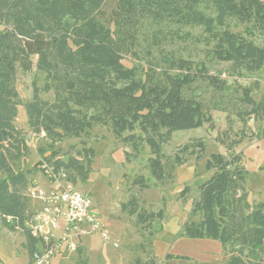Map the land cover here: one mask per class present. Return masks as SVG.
Wrapping results in <instances>:
<instances>
[{
  "label": "trees",
  "instance_id": "1",
  "mask_svg": "<svg viewBox=\"0 0 264 264\" xmlns=\"http://www.w3.org/2000/svg\"><path fill=\"white\" fill-rule=\"evenodd\" d=\"M196 29L202 30L212 60L230 64L234 72L264 68L261 0H0V219L5 227L24 232L30 258L40 245L26 227L35 211L27 192L36 169L22 166L30 147L17 127L19 107L26 110L28 130L43 134L51 150L54 143L89 138L96 126L111 130L136 155L147 144L149 170L160 186L185 165L179 154L167 156L163 146L176 132L212 122L210 109L243 126L252 118L264 119V96L256 101L252 89H230L220 77L204 75L205 67L184 57V47L167 49V34L173 42L185 41ZM35 67L45 75V85L24 102L18 76ZM201 82L219 101H201ZM41 92H52L53 101L44 100ZM240 143L223 142L228 155L214 154L207 161L214 174L200 187L193 218L182 227L185 238L221 243L222 257L201 264H264V201H248L242 156L234 153ZM85 144L79 157L62 161L53 152L37 168L53 164L65 169L73 183L85 182L95 156ZM199 147L202 153L204 144ZM134 186L150 188L144 176ZM122 210L135 216L139 227L164 220V211L139 209L135 196ZM150 236L153 246V232ZM149 260L145 264H158L154 249ZM163 264L199 263L169 255Z\"/></svg>",
  "mask_w": 264,
  "mask_h": 264
},
{
  "label": "rangeland",
  "instance_id": "2",
  "mask_svg": "<svg viewBox=\"0 0 264 264\" xmlns=\"http://www.w3.org/2000/svg\"><path fill=\"white\" fill-rule=\"evenodd\" d=\"M264 2V0H261ZM193 38L176 39L173 42L171 34L166 35L167 49H187L184 57L191 60L194 66L205 67L204 75L220 77L228 83L229 88L247 87L253 90L254 98L259 101L264 96V68L257 73L234 72L228 63H218L209 55L202 30L192 31ZM151 38V36H150ZM129 65L133 61L128 59ZM128 65V64H127ZM46 77L36 67L29 74H19L17 89L24 102L32 100L34 89L40 90L45 85ZM198 85L202 100L211 105L218 100V95L208 88L205 82ZM44 100L52 102L53 93H42ZM212 122L202 128L179 131L173 134L171 141L163 146V152L170 157L179 154L185 165L179 167L172 181L165 186L156 185L149 170L151 149L147 144L140 148L136 155L133 148L121 144L112 131L102 126H96L89 138L68 139L54 143L51 150L45 136L36 135L28 130V118L23 106L19 107L17 127L27 136L30 155L24 160V169H36L31 176L30 186H44L48 179L41 169L37 168L40 161L50 157L53 152L58 158L67 161L69 157H79L82 142L87 148H93L92 170L87 181L77 180L79 191L88 194L94 203V213L108 226L112 243L118 248L106 244L99 235L82 238L74 253H65L62 258L52 260L51 264H78L88 260V264H135L140 259L142 264L150 262L152 249L158 264H163L167 256L190 257L199 264L222 257L221 243L213 240H192L181 235L186 221L193 218L194 203L199 199L200 187L209 180L214 172L206 168L207 161L214 154L228 155L223 142L229 145L241 141L234 148V153L242 156L246 171V191L251 204L264 201V119L252 118L247 126H243L236 118L228 122L227 115L219 109H210ZM140 135V134H138ZM199 143L204 144L201 153ZM144 176L150 184L149 189L134 186V180ZM188 192H185L186 189ZM138 199L139 209L158 213L164 211V220L151 228L139 227L136 217L128 211H123L131 197ZM32 208L37 205L32 201ZM159 232H158V231ZM153 232V246L150 244ZM26 237L21 230H12L4 226L0 219V264H25L29 252L25 246ZM145 247L141 248L140 245ZM81 252H78V250Z\"/></svg>",
  "mask_w": 264,
  "mask_h": 264
},
{
  "label": "built area",
  "instance_id": "3",
  "mask_svg": "<svg viewBox=\"0 0 264 264\" xmlns=\"http://www.w3.org/2000/svg\"><path fill=\"white\" fill-rule=\"evenodd\" d=\"M41 169L48 179V187L30 186L27 192L37 210L26 227L40 242L28 264H51L62 253L76 252L79 241L93 235L118 248L117 243H112L108 226L94 213L93 200L78 190L68 172L48 163Z\"/></svg>",
  "mask_w": 264,
  "mask_h": 264
},
{
  "label": "crops",
  "instance_id": "4",
  "mask_svg": "<svg viewBox=\"0 0 264 264\" xmlns=\"http://www.w3.org/2000/svg\"><path fill=\"white\" fill-rule=\"evenodd\" d=\"M46 186L48 187V183L44 185V187H46ZM34 204H36V203L34 202ZM64 254L65 253H62V254L58 255L55 259H58L57 261H59L62 258V256H64ZM210 260H214V259H210ZM29 262H30V257L28 258V260H25V264H28ZM205 262H207V261H205Z\"/></svg>",
  "mask_w": 264,
  "mask_h": 264
}]
</instances>
